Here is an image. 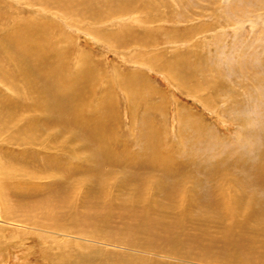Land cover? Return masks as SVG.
<instances>
[{"label":"rangeland","instance_id":"obj_1","mask_svg":"<svg viewBox=\"0 0 264 264\" xmlns=\"http://www.w3.org/2000/svg\"><path fill=\"white\" fill-rule=\"evenodd\" d=\"M115 6L120 10H111ZM121 7H128L130 11H123ZM96 16L100 19H95ZM124 27L127 29L121 33ZM19 35L35 38L36 52L25 55L17 43ZM0 57L2 69L8 70L12 80L15 76L17 83L10 85L0 79L3 99L13 98L11 102L19 105L21 94L26 91L46 93L44 105L52 103L51 120L66 122L68 118L71 122L70 128L54 144L51 159L61 166L46 171L55 173L52 189L42 191L46 184L42 179L36 188V199L27 195L31 191L13 197L17 219L24 220L22 225L27 223L36 229L35 220L42 224L39 220L46 212V207H40L39 203L43 204L46 198L58 200L59 196L52 195L65 190L70 192V200L64 204L70 207L62 213L64 201H60L56 214L66 218L72 211L76 215L85 212L101 218L103 215L99 212L106 204L113 214L114 207L121 205L122 210L128 211L131 206L137 209V200L131 199L135 184L127 171L133 167L144 171L143 166L151 161L150 154L166 166L171 163V171L162 174L169 182L178 177V172H181L178 186L183 185L184 173L198 178L188 193L196 197V204L180 234L185 246L192 243L195 232L199 237L214 235L219 245L224 238H220V224L214 222L215 214L211 229H208L210 221L200 222L193 217L205 208L208 192L225 191L229 197L240 196L242 203L245 206L248 203L254 211L248 222L251 229L264 217V0H0ZM146 60L155 61L159 67L149 68L144 64ZM26 63L30 71L25 73ZM169 63H173L175 70L167 68ZM46 65H53L49 75L43 71ZM60 65L61 72H56ZM83 69L92 74L85 72L83 96L78 92L77 97L73 81L78 78L77 74L82 76ZM178 71L192 76L186 84L191 93L179 86V75L175 73ZM24 73L29 81L25 79L22 83ZM69 93L72 94L70 103L63 100ZM203 100H208L212 108H205ZM78 113L82 114L84 124L75 122L74 114ZM33 115V110H26L11 121L14 125L10 122L7 125L11 134H19L18 138L27 136L26 146L33 139L32 129L37 127L36 122L29 127ZM102 119L106 133L109 132L100 138L97 127L101 126L98 124ZM52 126L57 129V125ZM5 131L0 141L9 135ZM158 141L160 147L168 149H160L164 155L157 156L154 143ZM6 146L0 150L1 163L3 159L7 164L16 163L20 153L40 167H45L49 159L44 154L45 148L37 149L32 159L25 145H12V149ZM143 150L146 151L142 154ZM120 158L123 162L117 164ZM209 158L213 160L211 165L216 161L218 171L208 167ZM137 160L140 165H134ZM96 169L114 171V175H99ZM75 171L100 176L104 195L95 196V183H76L71 178ZM152 171L161 169L155 167ZM44 173L36 172L37 175ZM18 174L23 176L25 172ZM10 192L13 194L14 188ZM148 197H151L150 188ZM155 198L154 195L150 199L154 202ZM158 199L154 202L156 207L164 202ZM116 214L108 218L107 226L110 221L117 224L119 219L120 231L130 236L132 227L129 228L131 221L127 213ZM224 221L229 234L235 229L232 225L238 226V220L226 217ZM175 222L174 210H168L166 217L160 219V226L172 227ZM201 223L206 224L207 230L199 228ZM8 228L12 246L19 251L18 261L12 264H50L48 260L40 261L45 249L53 254L51 264H85L84 258L88 259L86 264H195L194 255L203 252L200 248L204 245L182 248L179 259L169 257L175 255L164 251L147 254L104 245L96 246L114 253L82 252L75 246L67 247L68 256L63 258L62 253L66 251L59 247L65 246L62 240L38 233L43 238L41 241L36 238L37 233L27 237L25 233L32 230L24 226ZM174 230L179 229L175 226ZM262 236L247 233L234 242L239 245V252L248 256L247 263L264 264ZM58 238L66 240V237ZM27 245L33 246L29 250H36L34 254L25 249ZM3 246L2 243L0 264H10L8 251ZM214 249L221 251L215 243Z\"/></svg>","mask_w":264,"mask_h":264},{"label":"bare ground","instance_id":"obj_2","mask_svg":"<svg viewBox=\"0 0 264 264\" xmlns=\"http://www.w3.org/2000/svg\"><path fill=\"white\" fill-rule=\"evenodd\" d=\"M123 11H130L128 7H121ZM111 10H120L119 7H113ZM95 19H100V16H96ZM127 29V27H124L121 31V33H124V31ZM150 34L149 31L147 35ZM116 39V37L112 36ZM120 39V38H119ZM141 41L144 40V37H140ZM17 43L19 44V48H23V51L25 55L32 54L36 52L37 44L35 43V38L30 37L28 39L26 36L19 35L17 37ZM148 40V38H147ZM49 62H52L49 59ZM143 63V62H142ZM149 68H158L159 64L155 61H147L144 62ZM173 64V63H172ZM169 63L167 66L168 69L175 70L172 67V65ZM2 61L0 57V79L6 80L10 85H17L16 78L14 76L13 80L11 79V76L9 77V72L4 71L2 69ZM179 65V64H178ZM53 65H46L44 68V72L47 73V75L51 74ZM24 71L25 73L27 71H30L29 64H24ZM62 66H58L55 71L61 72ZM88 71L90 74H92L89 70L83 69V74L80 76V73L77 74L78 78H75V81H73V84L75 86V95L77 96L78 92L83 96V87L84 84L83 78L85 75V72ZM25 73L23 74V78L21 80L22 83H24L25 79L29 81L28 78L25 77ZM177 75H179V86L182 88H186L187 93H191L192 91L186 87V84H188V80L191 77H189L187 73L183 72H175ZM130 86L136 87L135 84H130ZM136 90V89H133ZM195 91H193L194 93ZM70 94V95H69ZM66 94L63 97V100L65 102L70 103L71 93ZM78 97V96H77ZM0 99H3V96L0 95ZM47 99L46 93H39L36 92L34 89L26 91L25 93L21 94V101L19 105H17L13 101V98H10V101L5 98L3 99L4 102L0 105V139L4 135L5 129H7L5 132L8 131L9 135L5 137L4 140L0 141V150L5 149V144L7 145L6 148L12 149V145L20 146L25 145L26 143L24 140L25 137H19V134L17 133L15 135L11 134L9 131V127L11 124L14 125L13 121L14 118H16L19 115H23V112L26 110H33L34 115L30 117V125L33 122L37 123V127L35 129H32V135L33 139H30L26 146V152H29L32 159L33 156L36 155L37 149L45 148L44 154L46 157H49V159H46L45 161V167H40L37 164L34 163V161H31V158H27V156H22L21 153L18 155V161L16 163H13L12 165L10 162L7 164L6 160L3 159V163H1L0 160V246L3 243V247L7 249L8 251V261L10 264L14 263L15 261H18L19 258V251L12 246V241L10 240V237L7 235V231L9 230L10 225H17L19 227L24 226L25 228L31 229L32 231L25 233L28 235L27 237H31V233H37V239L43 241V238L38 233H46L48 236H53L52 239L57 238L58 240H62L65 244V246L60 245V248H63L64 253H62L63 258H67L68 256V248L77 246L80 251L85 252L87 251H93L97 254H105L110 253L113 254L114 251H105L104 249L97 247L96 245H104V246H112L117 247L120 249H133L140 252H151V251H164L169 252L170 254H173L175 256H169L174 259H179L178 252L181 251L184 247H191L193 244H196L197 248L201 246V251L198 253L197 256L194 255V263L195 264H251L247 263L245 259H248V256L244 255L243 253L239 252V245L234 242H238L240 238H242L247 233L254 234V235H263L262 239H264V217L258 221L255 228L251 229L249 227V220L251 219V214H253V210L251 209V206L246 203L245 206L242 201L241 197L235 195V196H227L225 191L224 193H216V191L208 192L209 200L205 204V208H201L199 210V213H194L193 217L197 219L198 221H202L203 219L206 221H210V226L208 229H211V226L213 225V217L215 214V223L220 224L219 233L221 232L222 236L220 237L221 245H219L216 241V238L214 235L208 233L210 236L206 237L205 234L203 237H199L196 232L192 234V243H189L188 246L184 245L183 240L180 237V234L183 233V227L188 224L189 222V215L192 214L194 208L193 206L196 204V197L188 196V193L191 191V188L196 185V180L198 179L196 176L187 175L184 173L185 178L181 177L182 179H185L183 181V185L178 186L177 182H180V174L181 172H178V177L174 179V181H168V178L162 176V174L171 171V163L169 162L168 166H166L162 162H158L156 155L150 154L151 161H149V164L143 166L144 171H137L136 167L130 169V171H127V175L130 176V179L134 181L135 184V193L132 196V200H137L138 208L136 207H129L128 211L122 210L123 205L114 207L116 212L113 214L111 212L109 205L106 204L103 206L100 214L103 215V217L98 218L97 216H92L91 213H82V214H75V212L72 211L66 218L61 216L62 214H56V207H58V203L60 201L63 202L64 209L62 210V213H66L70 205L64 204L65 200H70L69 191L65 190L60 192L58 194L55 192L53 195L51 194V190L48 191V194L50 193L49 197L52 196H59L58 200H55L52 198V200L46 198L45 201H43V204L39 203L40 207L43 208V206L46 207V212H44V218L40 219L39 221H43L42 224H39L38 221L35 220V226L36 229L30 228V224L22 225V222H24L23 219H17L18 215L16 214V209L13 207L12 204H14V199L17 194L19 193H25L27 194L29 191H31L30 194H27L30 199L34 200L38 196V190L36 189L40 184V181L44 179L46 181L45 187L42 188V191L52 189L54 185V172H46V171H53V167L55 166H61V163L51 159L54 157V144L57 140V138L62 135V133L66 132L70 126L71 122L69 123V119L66 118V122L61 121H52V115L50 116V110L52 103L45 106L44 102ZM78 101V99H75V103ZM204 107L207 109L212 108V104L208 100H203ZM74 103V104H75ZM75 113V112H73ZM102 113V111H101ZM51 114V113H50ZM80 117V118H79ZM74 118L76 119L75 122L83 121L81 120L82 114L78 113L77 115L74 114ZM20 122L23 123V125H27V123L21 119H17ZM49 120V121H48ZM191 121V120H190ZM10 122V125L8 123ZM74 122V123H75ZM105 120H101L99 122L97 127V135L100 138H103L104 136H107V133L109 131H105L103 123ZM98 123V122H97ZM84 124V123H83ZM52 125H57V129H55ZM7 126V127H6ZM76 126H78L76 124ZM12 128V127H11ZM253 141V140H251ZM146 145V144H145ZM158 148L156 151L158 152L157 156L164 155L161 153L160 149H163L165 151H168L164 146L160 147V142L154 143V149ZM144 149H146L144 147ZM106 150V149H105ZM146 151V150H145ZM143 150L142 154L145 152ZM11 152L12 151H8ZM5 153V152H4ZM155 153V151H154ZM156 154V153H155ZM264 154V152H263ZM3 155V152H2ZM138 158V157H137ZM203 162L206 161V159H201ZM121 161L123 162V159H118L117 164ZM213 160L211 158L208 159L207 164L208 167L214 168L212 171H218V167L216 165V161H214V165H211V162ZM50 163L51 166L48 164ZM141 164L139 160L134 163V165ZM104 164V163H103ZM139 164V165H140ZM142 167V168H143ZM159 167L161 171H152L153 168ZM125 168H129L125 166ZM98 169V168H97ZM99 175L101 173H105L107 177L109 175H114V171H98ZM104 170V169H103ZM143 170V169H142ZM24 171L25 174L23 176H20L18 173ZM37 171H45L44 174L37 175ZM188 174H191L190 171H185ZM47 175V176H46ZM74 175L77 176V179H74ZM187 175V176H186ZM71 178L76 182L82 183V185L89 184V183H95L97 185L95 192V196L101 197L104 195V191L102 189V183L103 179H101L100 176H95L91 173H86L85 171H75L71 174ZM27 179L26 182H24ZM144 182V183H143ZM99 185L100 188H99ZM49 186V187H47ZM146 186V187H145ZM14 188V193L11 194L10 190ZM149 188L151 190V197L155 195V201L159 200L160 197L161 200H164L163 203L157 205L148 197V191ZM36 192V193H34ZM68 192V193H67ZM83 205H88L85 203V201H82ZM150 202V203H149ZM148 204V205H147ZM203 204V205H204ZM58 205V206H57ZM61 208V206L59 207ZM79 210V209H78ZM76 210V211H78ZM168 210L173 211L174 210V217L176 218L175 225L170 227L167 225L161 224L160 226V219L163 217H166ZM122 212V213H121ZM116 213H119L121 216L125 215L127 213V217L129 218L130 225L129 228L132 227L130 236H127L122 230L120 231V228L118 227V224L120 223L119 219H117V224L113 225L110 224L107 226L108 218L113 217L114 215H117ZM186 214V216H185ZM119 217V215H118ZM230 218L234 221L238 220V226L232 225V228H235L234 231L231 230V233L229 234V229L227 226H225L224 218ZM113 220V219H112ZM175 226L179 230H174ZM181 228V232H180ZM199 228H205L207 230L206 224L201 223V226ZM166 233H169V236H166ZM229 234V235H228ZM19 236V235H18ZM17 236V237H18ZM66 237L65 241L63 239L58 238ZM210 239V244H208L209 241H206V239ZM56 239V242H60ZM233 241V242H230ZM23 242V241H22ZM220 248V253L215 251L214 249V243ZM19 243V242H18ZM16 243V244H18ZM44 245V243L42 244ZM157 246V247H156ZM33 247L32 245H27V248H25L29 253L31 254L36 251L32 248V250H29ZM68 247V248H67ZM156 247V248H155ZM154 249V250H153ZM169 250V251H167ZM174 252V253H173ZM235 252V253H234ZM44 255H42V258L40 261H43L44 263L47 262V260L50 262V259H54L53 254L47 251V249L43 250ZM234 253V254H233ZM148 254V253H147ZM36 255H38L36 253ZM168 255V254H166ZM29 256V255H28ZM41 256V254L39 255ZM251 257V256H250ZM11 260V261H10ZM25 261V260H24ZM28 261V259H27ZM84 263L86 264L88 262V259H83ZM39 262V261H38Z\"/></svg>","mask_w":264,"mask_h":264}]
</instances>
